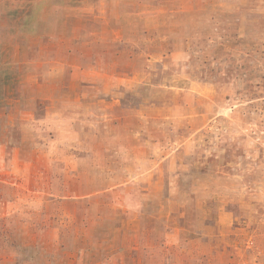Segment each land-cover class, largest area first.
I'll return each instance as SVG.
<instances>
[{"label": "rangeland", "instance_id": "obj_1", "mask_svg": "<svg viewBox=\"0 0 264 264\" xmlns=\"http://www.w3.org/2000/svg\"><path fill=\"white\" fill-rule=\"evenodd\" d=\"M0 264H264V0H0Z\"/></svg>", "mask_w": 264, "mask_h": 264}]
</instances>
